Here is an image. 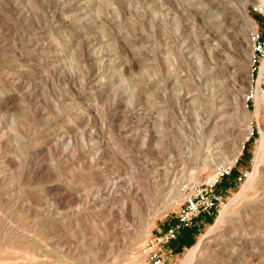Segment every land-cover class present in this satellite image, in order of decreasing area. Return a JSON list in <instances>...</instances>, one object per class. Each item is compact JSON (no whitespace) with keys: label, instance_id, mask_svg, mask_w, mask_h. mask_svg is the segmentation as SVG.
<instances>
[{"label":"rangeland","instance_id":"1","mask_svg":"<svg viewBox=\"0 0 264 264\" xmlns=\"http://www.w3.org/2000/svg\"><path fill=\"white\" fill-rule=\"evenodd\" d=\"M254 1L0 0V264H140L173 189L222 161L220 203L162 264L201 236L192 264H264Z\"/></svg>","mask_w":264,"mask_h":264},{"label":"built area","instance_id":"2","mask_svg":"<svg viewBox=\"0 0 264 264\" xmlns=\"http://www.w3.org/2000/svg\"><path fill=\"white\" fill-rule=\"evenodd\" d=\"M251 12L262 19L248 32L246 103H253L256 96H264V0L254 1ZM233 164L234 162H218L202 180L181 183L183 198L174 222L167 224L162 231L151 236L138 248L137 258L140 264H162L165 259L162 247L165 244L177 238L182 229L193 227L201 216H211L214 213L221 199L217 186L231 172ZM136 255L135 252L132 253V257Z\"/></svg>","mask_w":264,"mask_h":264},{"label":"bare ground","instance_id":"3","mask_svg":"<svg viewBox=\"0 0 264 264\" xmlns=\"http://www.w3.org/2000/svg\"><path fill=\"white\" fill-rule=\"evenodd\" d=\"M245 26L252 29L254 27V23L249 18L246 17V19H245ZM254 101H255V111H254V114H255V116H257L261 104L264 103V96H256ZM263 140H264L263 137H261V139H260V146H259V151L261 150L260 151V155H263L264 154V152H263ZM252 174H253V172L249 175L248 180L242 186V188L237 192V194L235 195V197L243 194L245 188H247V187H249L251 185L252 179H253V178L251 179ZM193 177H195V172L193 173L191 171L190 174H189V178L190 179H193ZM173 187L175 188V186H173ZM181 195H182V193H180V191L178 190V188L177 189L175 188L172 191L171 197H172V199H173L174 202H177V201H179ZM225 210H226V206H224L223 209L220 211V214L216 218L215 223L209 225V227L207 228V231H206L207 233H209L210 231H212L213 228L216 226V224L222 219V214L225 212ZM201 242H202V236L197 240L196 243H194L191 247H189L187 249V251H186L183 259L180 261V264H192V261H193L194 257L196 256V253L200 249Z\"/></svg>","mask_w":264,"mask_h":264},{"label":"trees","instance_id":"4","mask_svg":"<svg viewBox=\"0 0 264 264\" xmlns=\"http://www.w3.org/2000/svg\"><path fill=\"white\" fill-rule=\"evenodd\" d=\"M182 230H187V228H185V229H182ZM183 232V231H182Z\"/></svg>","mask_w":264,"mask_h":264}]
</instances>
